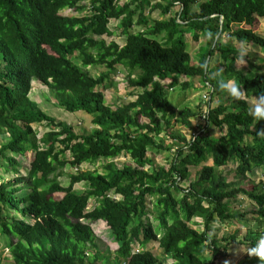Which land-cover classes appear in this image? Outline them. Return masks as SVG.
Here are the masks:
<instances>
[{
	"label": "trees",
	"instance_id": "trees-1",
	"mask_svg": "<svg viewBox=\"0 0 264 264\" xmlns=\"http://www.w3.org/2000/svg\"><path fill=\"white\" fill-rule=\"evenodd\" d=\"M85 1L0 0V141L7 139L0 147L5 162L0 170L10 173L7 177L0 173V239L11 238V264H100L102 255L88 224L99 220L120 243L117 263L106 264H166L151 249L134 250L136 243L150 248L153 242L173 264H215L224 254L209 235L212 224L237 216L226 200L249 197L258 217L264 218V190L255 184L245 189L229 183L217 170L232 160L238 163L239 178L264 169V134H258L264 132V120L249 114L247 101L251 95H264V73L235 69L240 51L216 44V38L229 31L239 41L254 42L264 50V37L252 28L232 30L233 25H253L255 16L264 19V0H205L194 12L191 7L199 0H162L165 5L156 2L152 8L162 9L163 18L152 26L144 14L151 0H91L88 14H61L65 9L83 13L88 8ZM177 2L181 9L176 17L167 18ZM112 19L120 20L124 45L102 38L111 35ZM135 24L145 30L132 33ZM202 30L208 37L207 49L200 63L193 64L185 35L192 32L196 38ZM162 33L167 35L165 43L152 37ZM214 52L221 53L226 68L212 79L208 58ZM100 66L106 70L97 77L87 69ZM118 67L128 72V88L141 92L131 90L136 99L113 108L106 104L104 90L115 85L111 74ZM183 76L209 79L213 89L219 79L236 78L247 96L208 112V126L226 130L225 135L214 138L205 126H198L199 135L192 141L177 135L183 145H178L170 166H157L148 151L165 149L155 138L172 120L167 115L172 108L169 90L190 88L189 81H181ZM34 80L51 91L60 107L91 116L94 128L78 134L44 112L30 98ZM195 116L194 110L184 107L177 122L195 129L191 120ZM34 123L48 128L40 138ZM29 150L34 156L22 173L16 155ZM121 155L133 164L118 167L114 160ZM209 158L214 165L203 166L198 178L183 188L182 182L191 176L189 167ZM103 159H111L103 172L81 169ZM68 165L76 170L69 173L65 186L59 178ZM81 182L86 188L76 192L75 185ZM58 193L63 196L56 198ZM148 203L154 205L158 228L148 219ZM195 218H201L204 229L191 226L198 223ZM261 235L264 230L248 231L246 238L255 244ZM2 260L0 255V264ZM240 264L264 261L247 255Z\"/></svg>",
	"mask_w": 264,
	"mask_h": 264
},
{
	"label": "rangeland",
	"instance_id": "rangeland-1",
	"mask_svg": "<svg viewBox=\"0 0 264 264\" xmlns=\"http://www.w3.org/2000/svg\"><path fill=\"white\" fill-rule=\"evenodd\" d=\"M130 0H122L121 3L127 2ZM205 1L199 0L197 4H194L191 9L192 12L198 11V3ZM156 2H160L163 5L166 4L165 1L162 0H151L150 4L145 7L144 14L148 20V26H152L156 20H160L163 18L162 9L160 8H152L153 5H156ZM87 5V10L82 12H76L75 10L65 9L61 12L63 15L68 16H81L90 13L91 9V0H86L84 2ZM181 9L180 2H177L176 5L172 8L169 17H176L177 12ZM256 21L253 25H248L242 23L240 26L233 25L232 30H236L238 27H242L244 29L252 28L256 35L264 36V19L255 16ZM109 29L111 31V35H104L102 38L106 40L107 43L111 41H116L120 45H124L126 41V35L123 32V27L120 23V20L112 19L109 23ZM145 30V27L141 25L135 24L131 29L132 33L142 32ZM199 36L194 38L192 32H187L185 35V40L187 43V49L191 54L192 63L199 64L200 58L202 54L207 49V34L206 30H202L198 34ZM160 40L161 42H167V35L162 33L158 36H152ZM216 44L221 46H228L230 48L236 47L238 51H240V58L235 62L234 68L240 69L245 73L256 75L258 73H264V50L259 45L254 42L247 41H239L237 38L230 35L229 31L223 32L221 35L219 34L216 38ZM244 54H249L246 57ZM76 63H80L77 59L74 60ZM210 71L208 72V77L214 79L218 77L221 73L223 74V70L226 68L223 64V59L221 53H216L210 55L208 58ZM92 76H99V74L106 70V67H92L87 68ZM128 76V72L123 67H118L115 73L111 74L112 81L115 82L114 86L107 88L104 90L105 94V102L106 104L111 105L113 108L120 104L128 103L132 100H135V95L132 94L133 89L128 88L126 84V78ZM224 80H232L236 82L239 86V89L243 92V99H246V93L242 89L241 83L236 78L226 79ZM181 81H189L190 88L187 90H182L180 88H175L173 90H169V99L172 103L171 110L167 113L169 117H171L170 126H166L165 130L158 135L155 139L157 142L163 143V148L165 149H150L148 151V156L152 157L155 164L157 166H163L168 168L170 166L171 160H173L175 156V151L178 145H183V141L177 137V135L185 136L187 140H194L197 133L198 126L204 127L208 131V133L214 138H220L225 135L226 130H221L214 125L208 126L207 118L208 112L212 108H216L218 105H225L229 103L233 97L229 96L227 92L220 90L217 85H214V89L211 87L212 83L210 80H204L200 77H195L188 79L186 77H181ZM167 81V80H166ZM166 81H164L166 83ZM211 85V86H210ZM101 89V88H100ZM132 90V91H131ZM141 92L140 90H135L134 94ZM30 98L36 101L40 108L46 112L48 115L56 118L59 121H64L65 123L72 126L73 130L78 133H86L90 132L94 126L92 124L91 116L83 111L79 112H69L64 108L60 107L57 104V100L55 96L51 93V91L43 85L40 81L34 80L32 91L30 93ZM257 97L251 95V97L247 98V101L251 104ZM200 107H199V106ZM184 107H190V109L196 112V116L192 118V122L195 126V129H189L183 124L177 122L180 112ZM142 121H146L142 119ZM263 121V120H259ZM34 129L38 133V137H42V135L48 131V128L39 123L33 124ZM174 137H173V136ZM6 138L0 141V147L3 143L6 142ZM9 155H15L11 152ZM34 156V152L29 150L24 155H16L17 160L20 163L21 172L26 173L30 167L31 159ZM111 161V159H103L97 161L95 164L85 163L82 165V170H95L103 172V165ZM118 167H123L126 163H132L130 157L121 155L120 157L114 160ZM0 163H5L3 159L0 158ZM133 164V163H132ZM213 166V159L209 158L201 165L198 166H190V179L182 182V187L186 188L190 181H194L198 178L201 169L203 166ZM238 166L237 161L228 162L227 166L219 167L217 170L226 178L227 182H237L241 187L245 189H252L255 184L261 187L264 190V169L256 168L251 173H247V176L243 178H239L236 176V168ZM76 169L71 166H67L65 168V175L61 176L59 179L63 185H69L70 178L69 173L75 172ZM0 173L7 177L9 174H5L3 169L0 170ZM86 188V184L83 182L75 185L74 190L76 192H82ZM258 195V192H255ZM56 198H61L63 195L58 193L54 195ZM153 200L151 197L149 201ZM229 205V210L232 215H237L236 217L228 218L224 221L216 219L212 224V229L209 232V235L217 240L218 245L221 247V251L224 256L220 255L215 260V264H240L245 257L248 255V249L253 247L255 244L252 243L248 238H246L248 231H263L264 230V218L260 219L258 214L256 213L257 206L255 202L244 195H240L237 198L226 200ZM94 204V201L92 200ZM92 204V205H93ZM154 205L152 203H148V209L150 210L148 219L152 222L154 228H158V222L155 220V216L152 212L154 210ZM11 214L16 215L14 212ZM20 216V215H18ZM21 217V216H20ZM194 221L198 223H191V226L202 230L204 229L203 224L201 223V218H195ZM91 225L95 236H96V244H98V248L100 249V253L102 258L100 260V264H106L107 262L117 263L118 258L116 256L117 250L120 248V243L113 237L109 226L105 221L99 220L96 222H88ZM4 240L5 244L10 245L11 238L7 236H2L1 238ZM149 244L144 243H136L134 245V250H147L151 249L154 256L159 260L160 263L173 264V260L171 257L164 255L163 250L159 247L158 243L153 242ZM93 251H95L93 249ZM2 255V264H11V253L9 251L0 252ZM208 258L212 257V252H208ZM249 256V255H248ZM254 256V255H253ZM119 264H128L125 261H121Z\"/></svg>",
	"mask_w": 264,
	"mask_h": 264
},
{
	"label": "clouds",
	"instance_id": "clouds-1",
	"mask_svg": "<svg viewBox=\"0 0 264 264\" xmlns=\"http://www.w3.org/2000/svg\"><path fill=\"white\" fill-rule=\"evenodd\" d=\"M244 55L247 57L249 56V54ZM217 86L220 90L227 92V94L233 98L239 99L243 96V92L239 89V86L232 80L219 79L217 81ZM249 114L256 120H264V95H260L254 100L252 107L249 109ZM258 134H264V132ZM7 251L10 252V247ZM248 255H254L260 261H264V235H261L255 245L248 249Z\"/></svg>",
	"mask_w": 264,
	"mask_h": 264
},
{
	"label": "crops",
	"instance_id": "crops-1",
	"mask_svg": "<svg viewBox=\"0 0 264 264\" xmlns=\"http://www.w3.org/2000/svg\"><path fill=\"white\" fill-rule=\"evenodd\" d=\"M4 242V240L0 239V252L9 250V246H7L8 244H5Z\"/></svg>",
	"mask_w": 264,
	"mask_h": 264
}]
</instances>
